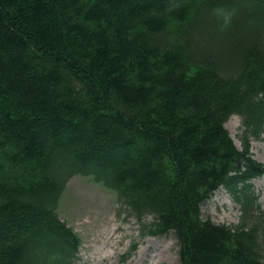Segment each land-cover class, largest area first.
<instances>
[{"label": "trees", "instance_id": "trees-1", "mask_svg": "<svg viewBox=\"0 0 264 264\" xmlns=\"http://www.w3.org/2000/svg\"><path fill=\"white\" fill-rule=\"evenodd\" d=\"M261 134L264 0H0V264H74L57 205L76 174L171 233L179 264H264ZM220 186L232 227L201 216Z\"/></svg>", "mask_w": 264, "mask_h": 264}, {"label": "rangeland", "instance_id": "rangeland-1", "mask_svg": "<svg viewBox=\"0 0 264 264\" xmlns=\"http://www.w3.org/2000/svg\"><path fill=\"white\" fill-rule=\"evenodd\" d=\"M241 118L232 114L225 123L234 144L241 149ZM250 152L264 165V134L250 139ZM260 209L264 211V175L252 181ZM57 214L79 237L74 264H179L176 239L170 234L158 236L140 233V222L130 215L112 188L89 175H73L66 182L57 205ZM201 216L218 224L239 223L240 207L223 188H219L201 206ZM152 215L144 218L145 223Z\"/></svg>", "mask_w": 264, "mask_h": 264}, {"label": "bare ground", "instance_id": "bare-ground-1", "mask_svg": "<svg viewBox=\"0 0 264 264\" xmlns=\"http://www.w3.org/2000/svg\"><path fill=\"white\" fill-rule=\"evenodd\" d=\"M154 257H155V256H151V258H150V260H149V261H150V264H156L155 261L153 262ZM148 264H149V263H148Z\"/></svg>", "mask_w": 264, "mask_h": 264}]
</instances>
